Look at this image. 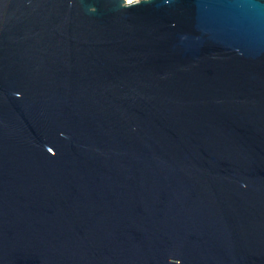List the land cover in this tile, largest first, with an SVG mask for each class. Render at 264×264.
Instances as JSON below:
<instances>
[{"label":"water","instance_id":"95a60500","mask_svg":"<svg viewBox=\"0 0 264 264\" xmlns=\"http://www.w3.org/2000/svg\"><path fill=\"white\" fill-rule=\"evenodd\" d=\"M0 264H264V0H0Z\"/></svg>","mask_w":264,"mask_h":264},{"label":"built area","instance_id":"2783aa9c","mask_svg":"<svg viewBox=\"0 0 264 264\" xmlns=\"http://www.w3.org/2000/svg\"><path fill=\"white\" fill-rule=\"evenodd\" d=\"M135 1H142V0H124L125 5H126V4H131V2L133 3V2H135Z\"/></svg>","mask_w":264,"mask_h":264}]
</instances>
